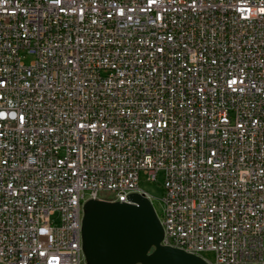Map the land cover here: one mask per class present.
<instances>
[{
    "label": "built area",
    "instance_id": "2783aa9c",
    "mask_svg": "<svg viewBox=\"0 0 264 264\" xmlns=\"http://www.w3.org/2000/svg\"><path fill=\"white\" fill-rule=\"evenodd\" d=\"M159 175L163 245L264 264V0H0V264H86Z\"/></svg>",
    "mask_w": 264,
    "mask_h": 264
},
{
    "label": "water",
    "instance_id": "95a60500",
    "mask_svg": "<svg viewBox=\"0 0 264 264\" xmlns=\"http://www.w3.org/2000/svg\"><path fill=\"white\" fill-rule=\"evenodd\" d=\"M128 200L90 199L84 204L86 264H210L199 255L161 243L163 226L149 198L133 192Z\"/></svg>",
    "mask_w": 264,
    "mask_h": 264
},
{
    "label": "rangeland",
    "instance_id": "374dc122",
    "mask_svg": "<svg viewBox=\"0 0 264 264\" xmlns=\"http://www.w3.org/2000/svg\"><path fill=\"white\" fill-rule=\"evenodd\" d=\"M141 185L143 188L148 190L155 198L153 201L154 207L156 209V212L158 216L161 218L163 214V203L161 201V197L164 193V187H163V175H159L157 181H150L147 180L144 176H142L141 179ZM104 193H107L104 191ZM205 257L208 258L211 261L216 260V254L213 251H208L204 253Z\"/></svg>",
    "mask_w": 264,
    "mask_h": 264
},
{
    "label": "bare ground",
    "instance_id": "6f19581e",
    "mask_svg": "<svg viewBox=\"0 0 264 264\" xmlns=\"http://www.w3.org/2000/svg\"><path fill=\"white\" fill-rule=\"evenodd\" d=\"M203 168H205V172H215V164L210 163V160H203ZM89 195H91V188H82L80 189L79 200H86Z\"/></svg>",
    "mask_w": 264,
    "mask_h": 264
}]
</instances>
